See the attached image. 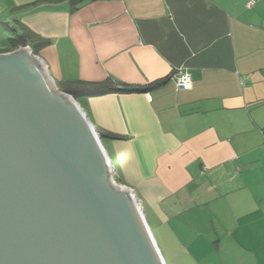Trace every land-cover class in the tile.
Segmentation results:
<instances>
[{
	"label": "crops",
	"instance_id": "obj_1",
	"mask_svg": "<svg viewBox=\"0 0 264 264\" xmlns=\"http://www.w3.org/2000/svg\"><path fill=\"white\" fill-rule=\"evenodd\" d=\"M0 4L59 80L84 83L79 105L119 182L163 220L185 210L194 221L206 205L213 264H264V0ZM107 79L147 89L100 93Z\"/></svg>",
	"mask_w": 264,
	"mask_h": 264
},
{
	"label": "water",
	"instance_id": "obj_2",
	"mask_svg": "<svg viewBox=\"0 0 264 264\" xmlns=\"http://www.w3.org/2000/svg\"><path fill=\"white\" fill-rule=\"evenodd\" d=\"M110 163L44 61L29 46L0 53V264H165Z\"/></svg>",
	"mask_w": 264,
	"mask_h": 264
},
{
	"label": "rangeland",
	"instance_id": "obj_3",
	"mask_svg": "<svg viewBox=\"0 0 264 264\" xmlns=\"http://www.w3.org/2000/svg\"><path fill=\"white\" fill-rule=\"evenodd\" d=\"M3 17L4 15H0V49L6 47L7 38L13 34L11 22L3 24ZM33 50L38 53V56L49 67L51 62L47 54L38 47H33ZM48 71L60 90L68 89L69 85H66L67 82L59 80L53 67L50 66ZM77 100L81 103L80 98L77 97ZM103 144L106 147L104 141ZM115 169L111 176V181L113 182L114 180V182L119 184ZM120 184L123 187L125 186V184ZM133 192L135 191L133 190ZM139 203L147 217L148 224L163 255L165 264H213L212 257L209 254L214 249L213 247L217 240V237H214V234H216L214 229L219 224L215 218L217 216L210 214L206 209V205L198 208V210H204L201 218L195 216L194 221H192L190 211L185 212L184 210L171 216L169 220H163L155 210L145 205V200L142 202L139 199ZM207 208L209 209V206ZM196 214H198L197 210Z\"/></svg>",
	"mask_w": 264,
	"mask_h": 264
},
{
	"label": "trees",
	"instance_id": "obj_4",
	"mask_svg": "<svg viewBox=\"0 0 264 264\" xmlns=\"http://www.w3.org/2000/svg\"><path fill=\"white\" fill-rule=\"evenodd\" d=\"M78 1H82V0H78ZM12 32L13 34L7 38L6 47L1 48L0 53L11 52L18 48L28 46L30 42H32L35 39L34 34L30 30L24 27L21 32H17L16 30H13V29H12ZM32 51L34 54H36L34 50ZM154 83L152 84L154 85ZM66 85H69V86H68V89H64V91L71 94L75 98V100L79 103V101L77 100V97L79 93H84V90H82L84 87V83L80 81H74V82H67ZM98 88L100 90V93L108 92V91H145L147 89L146 87H132V86L124 85V84L120 85L119 87V85L113 83L110 79H107L104 82L98 84ZM89 93H92V92H89ZM146 220H147V217H146Z\"/></svg>",
	"mask_w": 264,
	"mask_h": 264
},
{
	"label": "built area",
	"instance_id": "obj_5",
	"mask_svg": "<svg viewBox=\"0 0 264 264\" xmlns=\"http://www.w3.org/2000/svg\"><path fill=\"white\" fill-rule=\"evenodd\" d=\"M251 4H252V1H249L247 3V6H250ZM173 77L177 84V87L182 88V89H187L191 86V77L186 71L179 69L174 73Z\"/></svg>",
	"mask_w": 264,
	"mask_h": 264
},
{
	"label": "bare ground",
	"instance_id": "obj_6",
	"mask_svg": "<svg viewBox=\"0 0 264 264\" xmlns=\"http://www.w3.org/2000/svg\"><path fill=\"white\" fill-rule=\"evenodd\" d=\"M28 53H29V49H25ZM30 55V54H29ZM110 165H111V163H110ZM111 168H112V171H114V169H113V167H112V165H111ZM112 176V175H111ZM114 182V181H113ZM116 182H114V184H115ZM117 184V183H116ZM120 190H127V187L125 186V187H119L118 185H116ZM140 204V203H139ZM141 206V205H140Z\"/></svg>",
	"mask_w": 264,
	"mask_h": 264
}]
</instances>
